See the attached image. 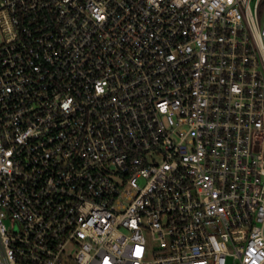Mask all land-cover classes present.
I'll return each instance as SVG.
<instances>
[{"label": "built area", "instance_id": "obj_1", "mask_svg": "<svg viewBox=\"0 0 264 264\" xmlns=\"http://www.w3.org/2000/svg\"><path fill=\"white\" fill-rule=\"evenodd\" d=\"M0 264H264V0H0Z\"/></svg>", "mask_w": 264, "mask_h": 264}]
</instances>
